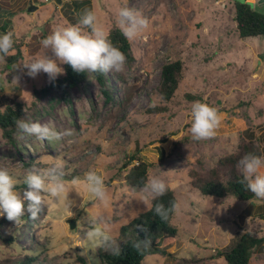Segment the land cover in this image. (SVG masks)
<instances>
[{
  "label": "rangeland",
  "instance_id": "rangeland-1",
  "mask_svg": "<svg viewBox=\"0 0 264 264\" xmlns=\"http://www.w3.org/2000/svg\"><path fill=\"white\" fill-rule=\"evenodd\" d=\"M86 1L92 3L91 10H95L106 34L112 27H119L118 11L123 6L140 11L149 26L129 39L134 59L131 63L125 60L121 71L125 80L116 78L114 70L108 72L113 98L106 101L97 80L90 75L72 89L71 113L68 103L58 100L56 93L33 104L34 88L44 86L49 77L43 72L35 78L28 76L23 62L41 53V40L56 25L76 24L87 3L0 0V34L11 31L23 51L14 65L6 57L0 61V110L18 100L25 104L27 121L74 133L59 141L19 133L15 145L3 138L0 129V168H7L20 185L17 192L22 195L28 190L23 179L29 170L47 168L57 161L63 164L67 187V198L56 200L45 195L37 220L29 219L26 208L18 228L6 215L0 216L4 218L3 230L15 237L11 245L0 241V261L29 252L40 255L36 264H105L99 257L101 245L86 239V233L100 227L117 245L122 224L148 208L151 197L145 196L143 188L129 186L124 179L126 169H121L126 155L139 147L141 157L155 163L150 178L164 180L178 198L173 222L179 234L171 247L175 258L150 255L144 264H227L216 255L217 250L230 248L241 232L264 237V200L204 196L192 186L188 172L195 168L207 174L220 156L237 150L241 133L247 137L250 129L257 133L264 129L263 87L260 80L248 74L255 40L237 36L233 0ZM30 4L37 9L29 12ZM16 51L13 48L8 55ZM46 54L52 56L50 50ZM176 59L184 61L183 78L174 97L165 102L158 92L162 68ZM57 63L63 69L64 64ZM154 97L157 105H165L168 110L149 112ZM194 101L215 107L222 116L211 139H191ZM178 139L185 160L169 156L158 163V148L163 147L168 154ZM256 139L263 143L262 136ZM27 161L31 162L28 167ZM89 170L104 178L110 198L107 206L86 192L83 177ZM72 173H78L80 182L72 183ZM252 264H264V248L254 253Z\"/></svg>",
  "mask_w": 264,
  "mask_h": 264
},
{
  "label": "trees",
  "instance_id": "trees-1",
  "mask_svg": "<svg viewBox=\"0 0 264 264\" xmlns=\"http://www.w3.org/2000/svg\"><path fill=\"white\" fill-rule=\"evenodd\" d=\"M234 17L236 28L241 38L264 36V12L257 11L247 0H234ZM111 44L119 49L128 62H132L134 55L131 49V42L124 36L121 29L117 26L112 27L107 34ZM20 44L14 42L13 48L17 49L15 54L6 56V61L9 64H16L22 57L23 51L20 49ZM64 73L59 75L54 81H48L40 88H34L33 95L35 105L37 101L47 98L51 93L57 94V99L68 103L71 113H74L73 102L71 99V91L75 87L81 85L90 75H93L97 80L101 93L105 96L106 101L113 98L114 89L110 84L108 73H78L72 69L69 64H64ZM184 61L176 59L164 64L162 68V78L158 86V92L163 101L169 102L183 78ZM114 75L118 79L125 80L122 72L114 71ZM191 98H197L194 95L188 94ZM25 104L15 100L12 103H7L0 110V129L2 136L11 144H17L19 135L16 127V120L26 119ZM27 110V109H26ZM168 108L165 105H157L155 108H150L149 112H165ZM247 137L241 133L240 143L237 150L220 156L215 166H213L207 174L201 171L190 168L188 175L191 179V184L198 189L200 194L204 196H213L217 198H225L233 196L240 201H252L256 197L250 191L246 190L245 185L241 184L240 170L237 168L238 161L247 153L255 155H264V150L261 144L256 139L253 132L247 131ZM159 162L163 163L171 156L178 161H184L185 156L182 150L181 139L175 140L170 153L166 154L163 147L158 148ZM141 149L136 148L132 155H126L125 162L121 169H126L124 179L126 183L134 188L141 189L150 179V168L155 163H147L140 155ZM31 162L26 163L27 167ZM65 176V175H64ZM71 179L78 178V173H72ZM24 186H26L23 183ZM20 185H15L17 190ZM167 192L160 197L149 200L147 209L135 214L132 219L122 224L119 229V241L117 244L119 254H114L111 250H106L104 247L98 249L99 257L105 264H144L146 258L150 255L166 256L175 258L171 247L176 241L179 228L173 222L176 211L169 213V218L165 221L157 216L154 212V205L162 203L165 208H170L173 203L178 205V198L175 191L167 185ZM3 219L0 218V241L2 244L11 245L15 237L6 233L3 230ZM138 226L147 229V232L140 231ZM147 235L151 240V246L146 251H137L133 247V243L143 239ZM31 246H35L31 242ZM264 248V237L257 236L250 231H243L237 237L230 248L218 249L216 255L223 257L227 264H252L254 253ZM40 260V255L25 252L15 258L3 259L0 264H36Z\"/></svg>",
  "mask_w": 264,
  "mask_h": 264
},
{
  "label": "clouds",
  "instance_id": "clouds-1",
  "mask_svg": "<svg viewBox=\"0 0 264 264\" xmlns=\"http://www.w3.org/2000/svg\"><path fill=\"white\" fill-rule=\"evenodd\" d=\"M118 26L126 38L134 39L141 31L148 28L149 20L140 11L123 6L118 11ZM40 43L41 53L23 62L27 75L32 78L43 72L48 75L49 81H54L64 73L57 61L60 64H69L78 73L106 74L113 70L122 71L126 60L124 54L109 41L95 10L84 9L76 24L56 25ZM13 45L11 31L0 34V61H3L10 53ZM47 50L51 51L55 59L46 54ZM157 103L154 97L149 106L155 108ZM221 122L222 116L215 107L200 101L192 102L189 129L192 140L202 141L213 138ZM15 123L18 133L35 136L40 140L59 141L64 136L74 135L70 129L58 132L48 125L24 119H18ZM237 168L242 177L239 182L245 185L246 190L253 193L257 199L264 200V155L247 153L238 161ZM63 175V164L59 161L47 168L29 170L23 179L28 190L21 195L15 190L16 180L9 170L0 168V216L6 215V218L14 222L18 228L22 226V217L25 215L26 208L30 214L29 219L37 220L42 206L45 205V195L56 200L66 197L67 187ZM78 182L80 178L72 181L73 184ZM83 184L86 192L99 203L104 206L110 203L104 178L95 170H89L84 174ZM167 190L164 180L152 177L146 182L142 192L146 197L150 196L155 199L163 196ZM177 209L178 205L175 203L170 208H165L162 203L154 205L155 214L165 221L169 218V213ZM138 228L140 231L147 232V229L142 226ZM86 239L100 244L106 250L113 251L114 254H119L115 239L100 227L89 230L86 233ZM150 246L151 240L147 235L133 243V247L141 252L148 250Z\"/></svg>",
  "mask_w": 264,
  "mask_h": 264
},
{
  "label": "crops",
  "instance_id": "crops-1",
  "mask_svg": "<svg viewBox=\"0 0 264 264\" xmlns=\"http://www.w3.org/2000/svg\"><path fill=\"white\" fill-rule=\"evenodd\" d=\"M247 1L257 11L264 12V0H247ZM81 2H82V4L87 3L86 4L88 7L87 9H89V10L92 9V3L90 5L89 1L81 0ZM235 26H236V24H235ZM237 36H239L238 31H237ZM239 38H241V37L239 36ZM248 38H252L255 40V42L252 43V45H254L253 46L254 51L251 53L252 57L249 58L248 74L251 76H255L257 78V80L261 81L263 91H264V36H255V37H248ZM241 125H243V124H241ZM263 128H264V125H263ZM246 130H248V129H246ZM250 131L253 132L255 134V136H257V135L262 136L263 143L261 145H262L263 150H264V129H262L259 133H257L253 129L252 130L250 129Z\"/></svg>",
  "mask_w": 264,
  "mask_h": 264
},
{
  "label": "water",
  "instance_id": "water-1",
  "mask_svg": "<svg viewBox=\"0 0 264 264\" xmlns=\"http://www.w3.org/2000/svg\"><path fill=\"white\" fill-rule=\"evenodd\" d=\"M56 3L60 4L61 3V0H55ZM37 9V6L34 5V4H30L29 7H28V11L29 12H33ZM71 227L72 228H75V222H71Z\"/></svg>",
  "mask_w": 264,
  "mask_h": 264
},
{
  "label": "built area",
  "instance_id": "built-area-1",
  "mask_svg": "<svg viewBox=\"0 0 264 264\" xmlns=\"http://www.w3.org/2000/svg\"><path fill=\"white\" fill-rule=\"evenodd\" d=\"M46 1H48V0H46Z\"/></svg>",
  "mask_w": 264,
  "mask_h": 264
}]
</instances>
